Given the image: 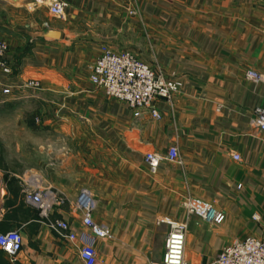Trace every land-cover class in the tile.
<instances>
[{
  "label": "crops",
  "instance_id": "obj_1",
  "mask_svg": "<svg viewBox=\"0 0 264 264\" xmlns=\"http://www.w3.org/2000/svg\"><path fill=\"white\" fill-rule=\"evenodd\" d=\"M65 1L60 18L33 0H0L12 66L0 71V98L5 87L34 91L65 125L63 156L41 176L72 200L83 188L94 194V220L112 233L96 240V264L161 262L170 231L163 219L188 224L185 264H208L236 240L264 237V130L251 124L264 108V0ZM103 46L182 81L171 100L156 101L160 119L136 118L91 82ZM250 69L261 80H248ZM29 79L42 87L22 88ZM172 145L179 161L163 160L152 172L145 153ZM20 177L0 179V231L23 236L16 260L0 249V264H84L80 242L50 229L26 203ZM187 198L211 203L224 221L190 214ZM50 217L84 229L83 213L69 203Z\"/></svg>",
  "mask_w": 264,
  "mask_h": 264
},
{
  "label": "built area",
  "instance_id": "obj_2",
  "mask_svg": "<svg viewBox=\"0 0 264 264\" xmlns=\"http://www.w3.org/2000/svg\"><path fill=\"white\" fill-rule=\"evenodd\" d=\"M32 3L34 7L46 6L52 14L60 18L66 16L68 3L65 0H33ZM8 50L7 41L0 38V71L5 74L12 72V66L7 58ZM246 78L256 82L261 80L262 75L250 69L246 72ZM90 80L108 97L125 102L136 118L142 117L144 113H150L154 119H160L161 113L156 101L171 100L183 87L182 81L178 78L167 77L134 53L127 50L114 51L107 46L102 47L101 54L91 69ZM24 86L38 89L41 87V82L37 79H29ZM3 93L10 94L11 88L5 87ZM254 114L251 124L264 130V108H256ZM234 158L239 160L240 155L235 154ZM144 160L150 170L156 172L163 160L179 161V149L176 145H172L165 154L148 151L144 155ZM20 179L26 203L39 210L44 223L50 229L72 242H80L79 253L84 264H96V240L111 237L112 233L109 226L94 220L93 213L98 203L92 191L83 188L79 196L72 200L63 191L45 186L42 176L38 173L27 171ZM65 203L71 204L74 210L83 213L84 229L80 232L71 231L68 221L50 217L54 206ZM184 206L190 214H198L210 222L220 224L224 221L225 215L207 201L187 198ZM162 221L169 224L170 231L166 238L163 258L157 264H185L187 222L171 219ZM22 248L23 236L18 229L0 231V249L8 253L13 260H16ZM208 264H264V237L248 236L236 240L225 246Z\"/></svg>",
  "mask_w": 264,
  "mask_h": 264
},
{
  "label": "rangeland",
  "instance_id": "obj_3",
  "mask_svg": "<svg viewBox=\"0 0 264 264\" xmlns=\"http://www.w3.org/2000/svg\"><path fill=\"white\" fill-rule=\"evenodd\" d=\"M51 108L34 91L0 98V179H19L27 171L44 175L43 165L63 156L65 125L52 118Z\"/></svg>",
  "mask_w": 264,
  "mask_h": 264
},
{
  "label": "water",
  "instance_id": "obj_4",
  "mask_svg": "<svg viewBox=\"0 0 264 264\" xmlns=\"http://www.w3.org/2000/svg\"><path fill=\"white\" fill-rule=\"evenodd\" d=\"M1 191V190H0Z\"/></svg>",
  "mask_w": 264,
  "mask_h": 264
}]
</instances>
